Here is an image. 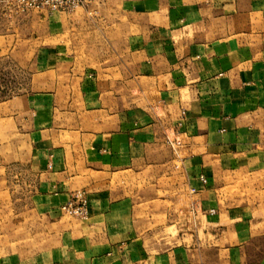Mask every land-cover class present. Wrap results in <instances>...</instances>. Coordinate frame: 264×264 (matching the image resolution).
<instances>
[{"label":"crops","instance_id":"obj_1","mask_svg":"<svg viewBox=\"0 0 264 264\" xmlns=\"http://www.w3.org/2000/svg\"><path fill=\"white\" fill-rule=\"evenodd\" d=\"M3 22L20 88L0 122L51 233L0 264H264V0H84ZM76 191L88 215L66 218Z\"/></svg>","mask_w":264,"mask_h":264},{"label":"rangeland","instance_id":"obj_2","mask_svg":"<svg viewBox=\"0 0 264 264\" xmlns=\"http://www.w3.org/2000/svg\"><path fill=\"white\" fill-rule=\"evenodd\" d=\"M78 7L69 11H49L44 7L24 6L20 0H0V25L3 21L16 19L31 11L69 13ZM16 77V70L10 66V60L0 56V96L2 90L3 94L9 95L18 91L20 87L15 84ZM22 77L26 79L27 73L20 76ZM19 137L14 124L0 122V256L17 252L31 254L46 248L51 233L48 222L36 214L31 205L35 175L20 160L22 142ZM77 192L79 191L73 196ZM62 206L61 215L66 218L86 217L68 214L62 210Z\"/></svg>","mask_w":264,"mask_h":264},{"label":"built area","instance_id":"obj_3","mask_svg":"<svg viewBox=\"0 0 264 264\" xmlns=\"http://www.w3.org/2000/svg\"><path fill=\"white\" fill-rule=\"evenodd\" d=\"M24 6L44 7L49 11L72 10L82 5L83 0H20ZM205 181V179H202ZM193 190V189H192ZM68 214L85 217L88 214L87 200L82 191L77 192L72 199L62 206ZM213 212V209L211 210Z\"/></svg>","mask_w":264,"mask_h":264}]
</instances>
